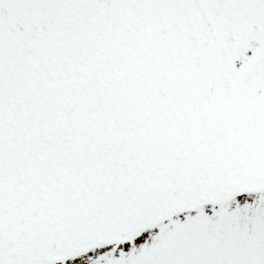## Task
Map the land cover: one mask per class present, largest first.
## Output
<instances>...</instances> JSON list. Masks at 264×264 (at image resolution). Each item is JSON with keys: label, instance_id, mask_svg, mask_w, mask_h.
Returning <instances> with one entry per match:
<instances>
[{"label": "snow or ice", "instance_id": "snow-or-ice-1", "mask_svg": "<svg viewBox=\"0 0 264 264\" xmlns=\"http://www.w3.org/2000/svg\"><path fill=\"white\" fill-rule=\"evenodd\" d=\"M0 264H264V0H0Z\"/></svg>", "mask_w": 264, "mask_h": 264}]
</instances>
